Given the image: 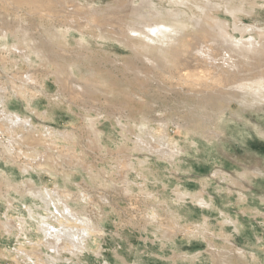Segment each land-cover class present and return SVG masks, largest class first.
<instances>
[{"label":"rangeland","instance_id":"1","mask_svg":"<svg viewBox=\"0 0 264 264\" xmlns=\"http://www.w3.org/2000/svg\"><path fill=\"white\" fill-rule=\"evenodd\" d=\"M182 1L184 4L176 0H0V23L14 20L11 4L17 5L23 18L21 26L28 37L34 35L35 41L45 37L43 28H69L71 38L67 49L71 53L83 49L84 54L71 60L79 82L86 86L98 80L103 84L113 83L114 87L123 89L119 102L126 107L121 115L113 116L104 110L105 100L101 95L91 99L94 103L62 100L64 109L56 118L49 119L42 110L34 112L24 104L16 105L32 119L28 132L39 138L36 141L19 138L22 132L17 130L14 136L17 141L12 146L4 125L7 121L0 119V264H41L38 261L52 260V256L56 264H104L105 260L109 264H264V90L252 94L251 89L249 95L242 96L244 104L239 102L240 93L247 90L241 89L236 90L239 93L229 102L215 101L209 106L215 114L210 121L196 115L194 111L200 110V104L195 99L174 96L175 79L169 84L157 74L151 80L155 74L151 66L141 67L142 74L134 76L136 67L140 66L134 55L140 52V47L130 41L123 46L117 41L112 24L123 18L111 12L112 6L119 10L117 5L145 3L143 10L147 18H153L155 12L154 18L167 21L172 18L169 17L172 11L180 9L179 18L188 22L189 27L197 19L207 21L201 22L204 23L201 37L205 40L217 37V30L214 32L209 26H212L210 19L214 18L224 21L225 32L237 39L247 40L252 36L256 41H264V0ZM90 6L95 11L89 19ZM228 6L241 9L232 13L225 11ZM30 7L40 12L53 10L55 21L41 22L35 15L27 19L24 15ZM66 8L73 11L66 13ZM85 17L89 19L87 24H83ZM131 18L124 19L135 21ZM98 30L102 36H98ZM194 37L195 34H190L174 47L182 50L184 44L194 42ZM45 47L48 51L49 47ZM255 56L247 60L250 64H242V73L247 76L260 73L264 78V56ZM33 59L36 60L34 68H43L39 59ZM128 59L133 61L131 72L124 75L120 69L112 70V61ZM22 62L18 69L15 64L7 71L0 64L3 87L0 93L11 92L13 85L22 84L20 72L30 68L25 60ZM51 67L60 74L64 72L62 65ZM51 75L49 96L45 99L39 96L44 107L56 99L51 96L61 88L57 77ZM262 78L239 83L259 88L257 81L264 84ZM164 83L171 87L166 88ZM36 89L41 91L39 86ZM174 99L182 109L176 107L169 111L166 107ZM95 119H99V127L106 132L108 145L103 146L90 133V120ZM146 123L153 129L154 137L166 135L178 144L180 151H171L170 156L167 151L161 153L139 141L140 131H143L142 140L149 139L145 132L148 128L141 130ZM47 127L75 131L78 137L75 156L62 154L67 143L49 138ZM6 145L11 146L10 155L1 154ZM42 151L52 155L40 168L35 163L42 160L37 156ZM87 168L100 177L91 179ZM62 172H71L66 186L76 212L98 218L102 228V231L90 230L86 235L87 248L76 255L71 252L69 240L63 239L60 244L53 236L43 234L42 226L46 224L42 219L55 229L76 230L82 225L74 218L60 217L55 211L52 199L57 204L63 199L69 200V197L53 195L57 182L63 188ZM46 192H51L52 197ZM49 241H54L57 251L50 247Z\"/></svg>","mask_w":264,"mask_h":264},{"label":"bare ground","instance_id":"2","mask_svg":"<svg viewBox=\"0 0 264 264\" xmlns=\"http://www.w3.org/2000/svg\"><path fill=\"white\" fill-rule=\"evenodd\" d=\"M183 2L184 1L182 0H176V3L178 4ZM11 6L13 10L11 8L10 9L13 11V14H15L16 17L14 18V20H12L11 23L7 22L6 20H1L0 23V64L3 67L2 68L3 71H7L9 68H12L13 65L15 64L17 65L16 68L18 69V67L21 64H23L22 62L23 60H25L26 61L25 64L28 67H30L29 70H27L26 72H20V80L22 82L21 85L19 86L13 85L12 87L14 88L12 89L11 92L1 91L2 93H0V119L4 120L5 122L7 121V123L6 124L4 123V125L6 127V133L9 134L8 142L11 146H12V142L17 141V139H15L14 137L17 134V133L15 134V131L17 130H20V132H22L21 133L22 135L19 136V138L29 137L32 141L33 139L36 141V138H39V136L35 138L33 133L28 132L29 128L32 127V119L28 115L20 111V107H16V105L21 106V104H24V107L27 110H32L34 112L42 110L43 114L45 115L44 117L49 119H54L56 118V116L59 115V113H61L62 109H64V107H62L63 105L62 100H69L68 102H71V100L73 99H78L84 101H91L92 103H94V100L92 101L91 99L99 98V95H101L104 96L103 98L105 100L104 110L110 111V113H112L113 116L121 115L122 111L125 110L126 108L124 107L123 104H121V102H119V98L122 96L121 95L122 92L120 91H123V89L119 90L118 88L113 86V83H109V82H106L104 84L103 82L99 83L98 79L96 83L94 82L95 83L94 85H89V86L83 85V83L81 84L79 82V77H78L79 75L78 76L76 75V73L78 72L76 71V69L73 68L71 63L72 62L74 63V61L71 62V60L73 58L75 59V57L78 58V56H83L84 54L82 52L83 49L80 51L73 50L74 51L73 53H71L67 49V47H69L70 45L69 40L71 38L69 28L63 29L60 27L58 29L55 27L54 30H44L43 28L42 31H45V37H43L41 40L39 39L40 38L39 37L37 38L39 40L35 41L34 39L35 37L33 38L34 35L32 37H28L26 30H24L25 28L23 29V27L21 26V22L23 18L22 15L19 14L20 8L17 5H13V4H11ZM68 6L71 7L70 4ZM117 6L119 7V10L116 9L115 6H112L114 8L111 10V12L117 14V16L123 19H118L114 22V24H112L116 31L115 38L119 43H122L123 46L127 45V41H130L133 43V45H139L140 47V52L137 51L136 55H134V58L137 61L136 63L140 65V66L136 65L137 66L135 69L136 73H134V76L137 75L138 73L142 74L143 71H141L142 70L141 67L151 66L152 69H154L155 71V74H152L153 76L150 78L151 80L154 79L157 74L165 78L167 81H169V84H170V80L172 81L173 79H175L177 86L172 89L174 96L176 98L178 96H182L185 99H191V100L195 99L196 100L195 102H198L200 104L199 106L200 110L194 111L196 115H200L201 117L210 121L215 116V114L213 113L214 111L210 109V107L213 106L215 101L222 100L229 102V99L231 97H234L239 93V92L235 93L236 90L239 91V89H241L243 91L247 90L243 94L240 93L239 102L241 104H244L246 103V101L245 98H243L242 96L247 94L249 95L248 92L251 91V89L253 90L252 94H256V93L259 94V92L264 90V84L261 81H257L259 88H254V87L252 88V86L248 88L246 84L239 83L240 81L248 80L249 78L258 77L259 79L263 77L262 74L260 73L256 74L255 76L245 75L244 73H242L244 70L242 68L243 67L242 64L243 63L250 64L247 60L248 59L252 60L254 57H256L255 55L264 56V41H256L254 38H252V36L247 40H242L241 38L237 39L236 37L229 35L228 32H225L224 27L226 25L224 26L225 23L224 21L214 18L210 19L212 21V26L210 24L209 26L214 30V32L217 30V37L215 36L214 38H211L208 41L205 40L203 37H201L202 36L201 32H203L202 25L204 23L206 24L207 21L203 19H197L195 20L194 26L191 25V27H189L190 25L188 22L179 18V15L181 14L180 9H176L174 10V12L172 11L170 13L169 17H172L171 19L168 20L167 18V21H163L154 18L157 15L155 12L154 14H152L154 15L153 18L150 17L147 18V13L143 10V7L146 8L145 3H142L141 5H137V6L133 5L132 3H129L126 6H119V5ZM90 8L91 9H89L88 11L89 13L88 16H90L89 19L91 18V13L95 11V9L92 8L91 6ZM240 9H241L240 7L228 6L225 11L235 13L236 10H240ZM70 11L73 10L72 9L68 10L67 8L65 10L66 13H70ZM41 12L40 10L34 11L32 10V7H30L24 16H26V18L28 19V17L35 15L37 19H39L41 22L47 21L53 23L55 21L54 20L55 17L53 18L52 16L53 10L52 12L49 11V9L47 11L41 10ZM8 15L11 17L12 13H9ZM128 17L134 18L135 21L129 22L126 19H124ZM89 19L86 18L85 19L86 22H84L83 24H87L89 22ZM194 19L195 18H193V20ZM43 27L45 26L43 25ZM234 28L236 29V26ZM101 32H102L101 30H98V36H102ZM190 34L193 35L195 34L194 42L190 44H184L182 50H178L177 48L174 47L176 45H179V43H182L184 41V38ZM79 43H81V41ZM45 46L49 47L48 51H46L47 49ZM80 47H82V44H80ZM33 58L39 59L40 65L43 68L41 69L34 68V64L36 63V60H34ZM131 64H133V61L129 59L123 62L116 60V61H112L111 68L112 70L120 69L122 73L125 75L127 74L126 72H131L132 69ZM51 65L52 66L62 65L64 67V70H62V72L64 71L63 73L65 74L64 78H62L63 76L61 77L63 73L60 74L59 72L55 71L54 67H51ZM161 72H163V74ZM51 74L57 77L58 79L57 81L61 83V88L59 87L57 89V94L51 96V97H56V99L50 98L51 99L50 102H48V105L44 107L43 101H40L39 96H41L43 99L49 96L50 93L48 91V87H49L48 82L49 79L51 78L50 76H52ZM92 80L94 79L92 78ZM88 83L90 84V82ZM167 85L168 84L165 85L164 83V86L166 88ZM37 86L41 88V91H39V89H36ZM84 86H86V89ZM1 88L3 87L0 84V89ZM174 101L175 99L173 100L172 103L170 102L171 105H168L166 109H169V111H171L170 109H175L176 107L177 109H179L181 107L178 106V104L176 106L177 102ZM194 109L195 108H193L192 110ZM184 110L187 111V108H185ZM101 113L102 111L100 112V114ZM128 117L129 115L127 116V118ZM203 118L202 119L200 118V120L203 121ZM214 120H216V118ZM90 121H92V124L90 126L89 131L93 135V138L97 140L99 143H102L103 146L108 145L106 141L108 140V136L106 132L99 127V124H101L99 122V119H95L94 120L95 122L93 120ZM145 128H148L147 123L145 125H142L141 130ZM46 132L49 138L50 137H53L55 139L59 138L67 143V146L65 147V150L62 153L64 156H68V155L75 156L74 154L76 153V149H77L76 143L78 142L77 141L78 137L74 130L58 131L52 129L51 127L49 128L47 127ZM142 132L140 131V133H138L137 135L139 141L147 143L149 146L158 149L159 152L161 153L167 151L168 154L172 156L171 151L178 152L181 149L180 147L177 146L178 145L177 143H172V141L168 137H166V135L154 137L152 128L151 129L148 128L145 131L147 132V136H149L148 140L147 139L142 140L143 137L141 138L140 135L142 134ZM150 139L152 140L149 141ZM10 145L9 146L6 145L5 147H3L2 150L3 153L1 154L10 155L8 154L10 153V149H11ZM51 155L52 154H50V152L48 151H42L38 153L37 156L39 157V159L42 158V160L37 161V163H35L36 164L35 166L43 168L44 165L47 164L48 162L47 160ZM59 157L58 159H60ZM88 175L91 179H97L98 177H100L99 173H95L90 169H88ZM61 176L64 182L63 188L57 182L56 187L53 190V195H57L58 198L69 197V200L63 199L61 203L57 204L52 199L55 211L56 213L60 214V217L65 218L66 220L74 218L78 220L82 225L80 226H78L79 224L72 225L76 227L78 226L76 230H65L62 228L55 229L56 227L54 228L53 226H50L48 222H46V219L45 220L42 219L44 225L46 224V226H42L43 234L45 235V237L53 236L54 238L52 239H54V241L56 242L60 241V244H63L62 243L63 239L69 240L71 242L70 243L71 252L73 253V255H76L78 253L83 252V250L87 248V241L89 239L87 240L86 237L90 234V230L94 228L102 231V228L100 227L101 225L98 222V218L93 219L92 217H88V216H83V215L80 216L79 213L76 212L75 207L71 204L72 197L70 195V190L66 186L67 182L70 183L71 172L70 174L67 172L65 173L62 172ZM32 184H34L33 181ZM40 193L43 192L40 191ZM45 194L49 197H52L51 192H46ZM41 195L42 194H40V196ZM58 205H60L61 208H59ZM100 231L99 233H101ZM54 241L51 242L49 241L51 244L50 247L53 248L55 251H57V246L54 244ZM25 258H27V256ZM38 262H41V264H56L53 261V256H52V260H47L46 262H42V261H38ZM104 264H109V263L105 260Z\"/></svg>","mask_w":264,"mask_h":264}]
</instances>
